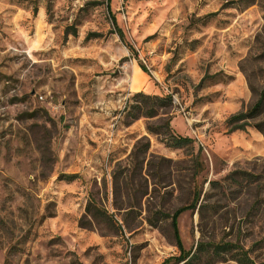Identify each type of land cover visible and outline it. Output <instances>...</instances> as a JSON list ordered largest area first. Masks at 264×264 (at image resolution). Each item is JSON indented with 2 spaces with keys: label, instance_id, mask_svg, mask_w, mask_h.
I'll use <instances>...</instances> for the list:
<instances>
[{
  "label": "rangeland",
  "instance_id": "1",
  "mask_svg": "<svg viewBox=\"0 0 264 264\" xmlns=\"http://www.w3.org/2000/svg\"><path fill=\"white\" fill-rule=\"evenodd\" d=\"M109 7L122 38L105 0H0V264H160L193 190L182 249L234 241L264 264V138L224 122L255 99L245 75L264 86V0ZM138 91L171 103L126 123Z\"/></svg>",
  "mask_w": 264,
  "mask_h": 264
},
{
  "label": "trees",
  "instance_id": "2",
  "mask_svg": "<svg viewBox=\"0 0 264 264\" xmlns=\"http://www.w3.org/2000/svg\"><path fill=\"white\" fill-rule=\"evenodd\" d=\"M35 2L36 0H32ZM48 4V3H47ZM106 12L109 16L112 28L114 32L122 38V33L119 27L116 25L115 18L110 11L109 0H105ZM49 10V4L47 5V13ZM141 70L145 71L142 64H139ZM242 69V68H241ZM247 85L251 93H255V99L252 104L244 109H241L225 119V124L228 126V130L243 129L245 126H252L255 128L264 138V86L259 89L250 83L248 77L245 75ZM171 103V96L168 94L158 96L149 95L141 91L134 92L125 102L124 116L126 117V123L132 122L138 117L151 118L159 114V110L165 109ZM163 126L168 129V120H164ZM146 129L154 134L159 133L157 127L152 125H146ZM167 131V130H166ZM169 132V131H168ZM168 146L181 147L183 144L192 142V139L186 136L178 134L168 133L166 141ZM197 154L194 159V166H197L196 161ZM197 167L193 176L197 174ZM239 171H232L229 174V179L235 181ZM65 178L73 177L72 174H64ZM210 185H214L215 181H209ZM198 198L197 191L193 190V196L188 204L178 206L170 215V229L174 240V245L177 249L176 255L167 256L160 264H213L215 262H222L226 260H232L235 264H255L254 261L248 256L247 251L239 246L236 242L225 240H198L195 243L194 249L184 250L181 247L178 230L176 226V218L178 214L186 209H193L196 205ZM84 215H87L90 219H96L101 215H106L104 209L97 206V204L88 198L84 206ZM87 221L79 219V226H85Z\"/></svg>",
  "mask_w": 264,
  "mask_h": 264
}]
</instances>
